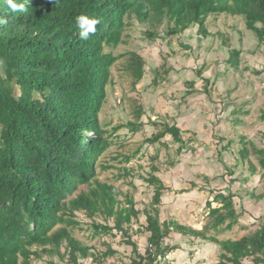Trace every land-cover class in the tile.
<instances>
[{"label": "trees", "instance_id": "16d2710c", "mask_svg": "<svg viewBox=\"0 0 264 264\" xmlns=\"http://www.w3.org/2000/svg\"><path fill=\"white\" fill-rule=\"evenodd\" d=\"M23 3L24 13H13L0 0V264H30L41 255L76 264L90 257V248L75 240V214L112 220V228L92 224L95 235L120 234L129 247V264H157L173 249L165 242L170 233L215 244L220 251L215 264H264V224L250 235L222 241L175 222L159 223L155 206L166 188L152 174L144 182L153 187L149 210L143 211L148 234L143 255L127 233L138 212L131 199L124 206L116 189L94 179L95 164L109 143L99 126L98 113L109 84L110 67L117 57L104 48L122 44L126 19L139 24L163 25L166 38L177 37L189 27L197 35L209 36L205 22L211 15L244 18V27L258 43H264V0H14ZM98 19L87 40L79 36L78 16ZM156 38L155 31L147 34ZM239 53L232 50L229 62L235 67ZM142 60L131 55L128 70L135 82L142 78ZM19 86V87H17ZM259 120L264 122V111ZM147 143L165 136L181 150L179 128L163 125ZM133 132V128L130 129ZM264 138V135H263ZM264 168V151L252 145ZM240 160L247 156L241 141ZM128 161V159L126 160ZM152 172L156 169L151 168ZM253 171V168L250 167ZM127 175V173H125ZM192 186V185H191ZM79 187L85 190L79 191ZM231 194L217 193L211 208L206 203L209 229L231 230L238 214ZM110 249L100 258L112 256Z\"/></svg>", "mask_w": 264, "mask_h": 264}, {"label": "rangeland", "instance_id": "374dc122", "mask_svg": "<svg viewBox=\"0 0 264 264\" xmlns=\"http://www.w3.org/2000/svg\"><path fill=\"white\" fill-rule=\"evenodd\" d=\"M125 22L122 44L103 50L117 60L109 69L98 113L109 147L95 164L94 179L116 189L121 207L125 197L132 200L138 215L125 228L140 255L147 248L143 211L150 208L153 187L144 179L150 174L166 188L155 206L159 223L171 221L198 231L206 226V236L219 241L250 235L264 224V168L250 147L264 151V122L259 120L264 111V43L245 29L242 16H209L206 38L197 35L196 26L166 38L164 24L156 28L135 19ZM154 31L156 38L149 39L147 34ZM232 50L239 53L235 67L228 61ZM131 55L143 63L139 82L128 70ZM163 125L179 128V152L169 136L147 143ZM241 141L247 149L244 160L238 155ZM83 190L79 187L74 195ZM217 193L233 196L238 220L229 231L209 229L206 203L216 208L212 198ZM75 221L70 235L90 248V257L78 258L76 264H129L133 256L119 233L92 231V224L112 228V220L76 213ZM164 243L173 252L157 264H215L220 254L213 243L173 232ZM108 249L114 254L100 258ZM30 264L70 263L41 255Z\"/></svg>", "mask_w": 264, "mask_h": 264}, {"label": "clouds", "instance_id": "9594fccd", "mask_svg": "<svg viewBox=\"0 0 264 264\" xmlns=\"http://www.w3.org/2000/svg\"><path fill=\"white\" fill-rule=\"evenodd\" d=\"M9 8L13 13H24L26 11L23 3H15L14 0H6ZM100 21L95 18H88L87 16L81 15L76 18V25L79 29V36L83 40H87L90 34H93L96 30V25ZM5 19H0V24H6ZM19 87V86H17ZM168 256V255H167Z\"/></svg>", "mask_w": 264, "mask_h": 264}, {"label": "crops", "instance_id": "0c3cea01", "mask_svg": "<svg viewBox=\"0 0 264 264\" xmlns=\"http://www.w3.org/2000/svg\"><path fill=\"white\" fill-rule=\"evenodd\" d=\"M168 256L170 257V255H168ZM167 259H170V258L167 257Z\"/></svg>", "mask_w": 264, "mask_h": 264}]
</instances>
